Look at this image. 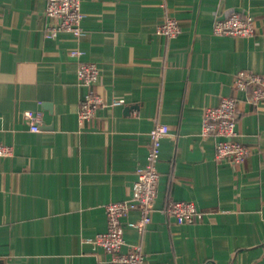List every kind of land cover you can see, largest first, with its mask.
Listing matches in <instances>:
<instances>
[{
  "label": "crops",
  "instance_id": "1",
  "mask_svg": "<svg viewBox=\"0 0 264 264\" xmlns=\"http://www.w3.org/2000/svg\"><path fill=\"white\" fill-rule=\"evenodd\" d=\"M47 0H0V264H110L93 239L106 206L131 198L147 165L150 132L169 127L157 163L158 195L141 232L124 220V251L143 264H264V100L234 87L239 71L264 75V0H82L85 35L48 37ZM255 19L251 37L217 36V17ZM165 15L182 30L156 33ZM73 50L82 51L81 56ZM93 62L106 103L81 124L77 70ZM239 100L242 164L218 161L203 115L222 97ZM26 111L41 114L39 132ZM191 201L203 220L179 225L165 212Z\"/></svg>",
  "mask_w": 264,
  "mask_h": 264
},
{
  "label": "built area",
  "instance_id": "2",
  "mask_svg": "<svg viewBox=\"0 0 264 264\" xmlns=\"http://www.w3.org/2000/svg\"><path fill=\"white\" fill-rule=\"evenodd\" d=\"M46 16L50 24L46 29L48 37L58 33H69L80 38L85 35L82 21V0H47ZM182 30L178 19L165 15L158 24L156 33L167 39L175 38ZM217 36L251 37L256 33L255 19L251 15L235 11L228 17H217L213 26ZM73 55L81 56L82 51L73 50ZM79 84L85 92L80 101L78 116L81 124L98 117V111L108 106L124 104V99H114L111 104L105 102L97 92L100 80V68L93 62H82L77 70ZM236 90L249 95L250 103L258 105L264 100V75L252 71H239L234 80ZM241 115L239 100L235 97H222L216 106L207 107L203 115L202 132L204 136L216 138V154L218 161L229 160L234 165L242 164L248 157L249 148L240 142L237 125ZM25 117L30 123L32 132H39L41 114L26 111ZM169 127L156 122L150 132V150L146 167L140 171L137 181L131 190V198L123 202H112L106 206L107 229L93 239L97 247L103 248L111 255L110 264H143L145 255L140 247L124 251L126 245L124 220L138 211L140 219L131 225L143 231L151 222V214L158 195L160 173L157 163L161 155L162 140L169 134ZM14 153L10 145L0 144V157H9ZM165 212L179 225L201 222L204 213L191 201H172Z\"/></svg>",
  "mask_w": 264,
  "mask_h": 264
}]
</instances>
